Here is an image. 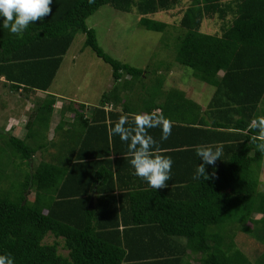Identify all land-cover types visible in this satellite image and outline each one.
Masks as SVG:
<instances>
[{
  "label": "trees",
  "instance_id": "1",
  "mask_svg": "<svg viewBox=\"0 0 264 264\" xmlns=\"http://www.w3.org/2000/svg\"><path fill=\"white\" fill-rule=\"evenodd\" d=\"M103 6L137 15L138 25L153 32L167 28L157 17H174L181 29L175 61L214 88L207 110L181 90H163L162 80L143 84L145 70L103 51L86 24ZM50 7L21 34L3 27L0 17V86L45 93L24 138L7 134L3 141V150L28 171L18 197L0 192V255H11L15 264H264V191L258 182L264 152L257 148L264 139L250 127L264 119V0H53ZM78 33L85 35L83 48L111 68L113 85L89 117L86 103L62 105L60 115L71 114L72 121L67 127L60 120L48 142L57 102L51 87ZM134 96L148 106L146 113L159 110L156 115L171 122L172 140L188 136L190 141L154 147L172 158L174 173L192 172L188 178L171 179L157 191L120 187L121 139L110 130L121 116L136 115ZM149 130L161 137V128ZM61 138L65 146L77 139L80 149L62 158L56 153L62 142L55 141ZM202 146L223 150L204 181L193 179ZM47 150L49 161L35 163L36 154ZM236 232L262 251L253 263L237 247ZM48 235L52 244L44 243ZM59 239L66 255L58 252Z\"/></svg>",
  "mask_w": 264,
  "mask_h": 264
},
{
  "label": "rangeland",
  "instance_id": "2",
  "mask_svg": "<svg viewBox=\"0 0 264 264\" xmlns=\"http://www.w3.org/2000/svg\"><path fill=\"white\" fill-rule=\"evenodd\" d=\"M158 18L167 23L164 32L148 31L138 25L139 18L137 15L115 11L109 6H103L87 19L86 24L89 28L94 29L99 46L110 57L145 70L146 77L143 79V84L155 85L157 80H162L163 90L169 89L174 85L175 80H172L178 79L179 76L170 73L168 70L181 68L183 70V74L180 76L181 87L197 86L199 90H203L202 99L209 98L213 88L196 80L191 69L182 67L175 61L177 56L176 39L180 35L179 30H181L175 27V18L168 14L161 15L156 19ZM84 40L85 35L82 33L75 36L69 52L53 81L51 93L60 94L58 97L64 99L61 105L71 103L65 99H70L73 103H75L74 101L93 103L113 85L111 68L97 58L96 54L89 48H83ZM2 90L4 89L1 84L0 92ZM43 96L45 97V95ZM44 97L32 95L29 100L30 103H28L24 100L23 95H19L17 105L21 104L20 109L24 111V115L28 119L31 112L38 106L37 101ZM160 99L157 100L160 101ZM132 102L134 103V101ZM4 103L5 99L0 98V192L4 190L10 192L13 197H18L24 181V174L28 169L25 164H20V161L11 152L3 150V141H6L7 134H10L4 132L3 127L6 125V119L12 116V112L8 107H2ZM26 107L28 109L24 110ZM56 110L58 111V109ZM259 110L260 116L264 118V97ZM13 113L15 114V111ZM58 116L56 114L55 118L58 119ZM67 118V122L72 120L70 114L67 115ZM22 122L24 123V121ZM25 131V128L21 129L20 138L23 137ZM53 136L54 124L50 128L48 137L53 138ZM14 159L16 160L14 161ZM34 160L37 163L39 161L38 156ZM258 182L259 189L264 191V160L258 174ZM32 197L31 192L30 198ZM260 217V215L255 216V218ZM53 242L54 238L51 235L44 239L45 244H52ZM58 242L61 245L58 252L66 255L67 251L62 248L63 242L60 239ZM235 242L237 247L253 263V260L259 255L256 254L258 251L257 244L247 240L240 232H236ZM259 253H262V251Z\"/></svg>",
  "mask_w": 264,
  "mask_h": 264
},
{
  "label": "clouds",
  "instance_id": "3",
  "mask_svg": "<svg viewBox=\"0 0 264 264\" xmlns=\"http://www.w3.org/2000/svg\"><path fill=\"white\" fill-rule=\"evenodd\" d=\"M52 3L53 0H0L3 27L8 28L12 34H21L31 23L50 14ZM158 127L161 128V139L167 140L172 132V124L162 115L155 113L136 114L131 125L127 116H121L110 130L111 135L119 136L121 141L128 144L133 175L141 178L155 191L168 187L167 182L171 180L173 165L170 156L158 155L154 149L156 141L148 130ZM250 127L257 129L264 139V119L254 120ZM257 148L264 152V143H259ZM222 151L220 146L197 148L196 155L202 163L196 168L193 179H210L206 168L221 160ZM0 264H15V260L11 255H0Z\"/></svg>",
  "mask_w": 264,
  "mask_h": 264
},
{
  "label": "crops",
  "instance_id": "4",
  "mask_svg": "<svg viewBox=\"0 0 264 264\" xmlns=\"http://www.w3.org/2000/svg\"><path fill=\"white\" fill-rule=\"evenodd\" d=\"M168 71L170 73H174V75H176V76H179L178 79H173L172 80V81L175 80V82H174V85L171 88L178 89V90H181V91L185 92L187 98L191 99L193 102H195L197 105H199L202 108L203 111L207 110L209 102H210L211 97H212L213 92H214V88L212 87L213 91H212L211 95L209 96V98L205 97V100H204L201 97L202 93H203V90H199L197 88V86H194V87H192V86L181 87L182 85H181L180 76L183 74V70L181 68H177V70L176 69L175 70L171 69V71L170 70H168ZM1 80L3 81V78H1ZM6 90L7 89L5 88L4 90H2L0 92V98L5 99V103L3 104L2 107H8V109H10V111L12 112V116L9 117L8 119H6V125H5V127H3V131L4 132H8V133L12 134L13 136H15V137H17L19 139H23L25 134H26V131H25V134L23 135L22 138L19 137V134L21 133V129L25 128V124H26L28 119L24 115V111L22 109H20L21 108L20 107L21 104L18 103L20 105H17V98L19 97V95H23L24 100L26 102L30 103L29 100L31 99L32 95H35V96H38V97L39 96L40 97H44L43 95H45V93L36 92V93H29V94L25 93V94H22V90L21 91L19 90L18 92H15L13 94L12 92H9V91H6ZM53 94L56 96L57 102H56V105H55L54 114H53L52 119H51L50 128L54 124V130H55V128L59 124L60 120L65 121V124H66L67 119H68L67 118L68 114H65L64 117L60 115L61 114V107H62L61 104L64 101V99L58 97L60 94H57V93H53ZM100 97H101V95H100ZM100 97L97 98L96 101L93 102V103H90V102H87V101H84V102L83 101H74V102L75 103H81V102L86 103L87 107H86L85 115L87 117H89L90 114L93 113V111H92L93 108H96L97 102L100 100ZM134 98H135V100H134ZM137 98H138V96L137 97L134 96L132 98V101H134V103L132 102L131 108L133 109L135 114H138L137 112L146 113V111L149 109L148 106H144L143 104L139 103ZM65 100H68V102L71 101L70 99H65ZM27 109H28V107L24 108V110H27ZM56 109H58V111ZM106 109H109V108L106 107ZM13 111H15V114L13 113ZM121 112H122V109H121ZM151 113L158 114L159 110H153ZM56 114L59 115L58 119L55 118ZM125 116L128 117L129 125H131V123L133 121V119L131 120V118L135 117V115H131V113H128ZM190 116L191 115H189L188 117H190ZM70 117H72L71 114H70ZM201 117H202L203 121H206V122H209V123L212 120L211 118H208V116H206V115H201ZM197 118L199 119V116H193L192 117V119H197ZM22 121H24V123ZM66 126L68 127L67 124H66ZM66 126L64 127V131H66L65 130L67 128ZM49 131H50V129H49ZM148 133L156 141V144L154 145V147H157L159 145H164V144H167V143L171 144L172 142L180 141V140L190 141L188 139V136H182L181 138H177L178 140H176V138H173V140H172L171 137H169L167 140H162L161 137L159 135L157 136L152 130H148ZM48 135H49V133H48ZM48 135H47V141L50 142L53 138H49ZM55 141L56 142L57 141H61L62 142V138L58 139V140H55ZM64 141H65V139H64ZM64 141L62 142L61 146H58V149L56 147V149L58 150V152H56L57 155L61 154L62 158H65L67 156H72V154L75 153V151L78 148L80 149V145H79V142L77 141V139L75 141H72L70 139L69 142H68L69 143L68 146H65V142ZM62 145H63V148L61 149ZM48 152H49L48 150L46 152H43V153L38 152L35 157L38 156L39 160H41V159L44 160L45 159V160L49 161L50 157H48V154H49ZM85 152H87V151H85ZM119 160H120V162L118 163V165H119V168H121V171H120V176H121L120 187H121V185H125L126 187L132 186V185H135V187H147L148 186L147 183L145 181H143L141 178L133 175L134 169L132 168V166L130 164L131 154H130L129 149H128V144L123 142V141H121V158H119ZM186 161H187V158L185 159V162ZM189 162L192 163V158L191 157L188 159V163ZM193 172H194V170H193ZM190 174H192V172H190L188 170H185L184 168L182 170H177L175 173L173 171H171V179L172 180H174V179L177 180V179H181V178H188L187 176L190 175ZM92 198H93V204H94L95 203L94 196H92ZM120 230H121V227H120Z\"/></svg>",
  "mask_w": 264,
  "mask_h": 264
},
{
  "label": "water",
  "instance_id": "5",
  "mask_svg": "<svg viewBox=\"0 0 264 264\" xmlns=\"http://www.w3.org/2000/svg\"><path fill=\"white\" fill-rule=\"evenodd\" d=\"M89 206H90V207L93 206V198H92V197H91V199H90Z\"/></svg>",
  "mask_w": 264,
  "mask_h": 264
}]
</instances>
